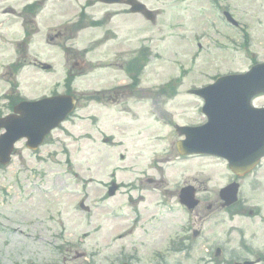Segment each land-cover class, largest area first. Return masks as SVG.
I'll use <instances>...</instances> for the list:
<instances>
[{"label":"rangeland","instance_id":"rangeland-1","mask_svg":"<svg viewBox=\"0 0 264 264\" xmlns=\"http://www.w3.org/2000/svg\"><path fill=\"white\" fill-rule=\"evenodd\" d=\"M139 1L152 10V22L121 3L0 0V97L15 92L13 83L21 98L44 93L67 73L77 76L71 86L79 97L77 117L53 131L38 156L22 146L0 170V264H85L78 258L80 248L67 245L57 256L45 241L53 242L56 209L66 217L71 212V221L64 222L66 235L89 231L80 219L82 212L72 205L83 198L84 205L92 206L109 178L134 190L122 187L114 196L99 199L89 217L98 232L88 240L101 243L120 226L130 227L123 242L131 248V264H216L211 250L216 241L217 246L228 242L238 258L250 259L246 251L264 247V160L238 181L240 209L229 212L218 198V190L234 181L226 163L197 155L181 159L175 143L182 137L174 130V125L204 120L196 112L200 101L188 89L213 82L208 76L215 73L243 72L264 62V0ZM30 2L37 3V12L34 3L24 10ZM81 9L89 15L71 18ZM105 10L113 15L102 16ZM225 10L236 27L223 18ZM139 44L149 52L140 60L145 66L136 79L126 65ZM16 63L22 68L11 74L9 67ZM110 75L114 78L109 81ZM177 77L181 80L173 97L161 86ZM133 79L132 87L106 94L115 104L103 96L98 98L103 105L84 108L94 88ZM255 104L264 106V96ZM95 110L105 122L87 117ZM188 184L198 200L192 211L177 197ZM45 188L47 193H42ZM48 209L52 221H47ZM119 211L123 217L116 215ZM189 235L177 244L178 237ZM136 246L138 252L132 254ZM153 250L160 254L155 257Z\"/></svg>","mask_w":264,"mask_h":264},{"label":"water","instance_id":"water-1","mask_svg":"<svg viewBox=\"0 0 264 264\" xmlns=\"http://www.w3.org/2000/svg\"><path fill=\"white\" fill-rule=\"evenodd\" d=\"M131 10L132 11H142L146 14V16L148 18H151L150 14L144 10L142 5L133 4L131 7ZM262 89H264V88H262ZM61 100H63V98H56V99L44 101V104H46L48 109H45L44 112L42 113L43 119L40 120V122H39L38 114H34L32 116V118L29 120V122L34 126H38L40 130H44L43 132L50 129L52 127V125L54 126L57 122L64 119L65 115L67 114L69 109L72 107V105L66 104V102H62ZM59 101H60V103H58ZM39 104H42V102L32 104V105H30V107L36 106ZM2 125H3V123H0V126H2ZM21 126L25 127V126H27V123L24 122L21 124ZM198 129H200V128H198ZM198 129H187V128L179 129V132L183 133L186 137L185 141L177 143L179 150L180 151L185 150V152H208V153L220 154L221 156H224L229 161V165H230L231 169L236 174H239L240 172L236 168L237 157L234 158L233 156L230 155V148H218V147L217 148H211V147H208V145H209L208 141H206L205 143L198 142L197 145H200V147L199 146L194 147V148L189 149V150L185 148L184 144L188 143L191 140L192 133H194ZM202 131L207 133L208 128H204V130H202ZM22 134H26V133L23 132V133H20L19 135H22ZM19 135L17 137L9 138V140L6 141V144L8 146H10V144L16 138L20 137ZM259 135H260V137L257 136L258 138L256 137L257 138V139L255 138L256 140H254V141L251 140L249 142V144L247 145V146H251V147L256 146V147H260V148H259V152H255V153L251 154L252 156L249 155V161H248V164H247L245 170H248L250 167H252L256 163L258 158L260 156L264 155V145L262 144V142H264V136H262L263 134H259ZM6 137H7V134L2 136V138H6ZM253 144H255V145H253ZM230 190H231V193H234V188H231ZM231 198L232 197H229L227 199V202H229L231 200Z\"/></svg>","mask_w":264,"mask_h":264}]
</instances>
